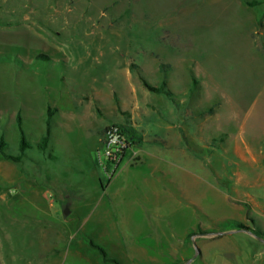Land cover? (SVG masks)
<instances>
[{"label": "rangeland", "instance_id": "obj_1", "mask_svg": "<svg viewBox=\"0 0 264 264\" xmlns=\"http://www.w3.org/2000/svg\"><path fill=\"white\" fill-rule=\"evenodd\" d=\"M161 62L179 108L138 76L160 87ZM120 100L139 109L134 122ZM49 107L58 111L45 153L36 144ZM18 112L33 148L18 165L21 184L0 176V264L40 254L25 222L57 216L117 259L120 244L158 251L203 229L221 236L204 246L226 261L195 264H264L244 234L228 235L232 221L264 231V0H0V138L10 155L20 154ZM113 124L142 141L119 165L99 132ZM230 203L243 210L222 220Z\"/></svg>", "mask_w": 264, "mask_h": 264}, {"label": "crops", "instance_id": "obj_2", "mask_svg": "<svg viewBox=\"0 0 264 264\" xmlns=\"http://www.w3.org/2000/svg\"><path fill=\"white\" fill-rule=\"evenodd\" d=\"M114 95H116V93ZM119 106L124 110H128V109L132 110L133 112L132 120L134 122V119L136 117V111H138L139 109L134 106H131V108H126L121 100L119 102ZM223 106L224 104L223 102H221V105L216 110L214 116H216L219 113V111H221ZM107 127H104L102 130H99V132L101 131L104 135L105 129ZM218 136H224L227 138L228 133H221ZM140 142L142 141L139 140L138 144ZM134 148H136V146ZM126 157L127 154L125 158ZM22 162L15 163L10 160H7L0 153V176L6 179L15 180L16 181L15 184L17 183L21 184L23 177H22V173L19 171L18 165L22 164ZM157 171L158 169L154 170L155 173ZM38 194L44 196L45 193L43 192ZM54 194L60 199L62 203L64 202V204H67L68 197L66 193L57 190V193ZM23 195L25 196L24 199L33 198V195L31 193H23ZM52 197H54V195ZM100 200L103 201L104 198ZM52 209H54V207H52ZM226 209L227 212L221 217V219L225 221L230 219L232 220L233 217L232 213L234 215L236 211L238 210L242 211L243 206L239 204L230 203L227 205ZM72 213L73 212L71 211L70 214ZM57 218H58L57 220H59L60 222L59 221L58 222L56 221L55 223L48 222L46 224L43 222H38V223L31 222V224L25 222L27 223L26 227H24L25 230L28 231L29 235L33 236L31 238L32 240L29 239L28 240L29 243L27 244L30 246L38 245L40 249L39 252L40 254L29 256L25 260L26 264H78V261L80 262V264H166L164 261L166 260L167 256L171 258L172 260L171 264H181V263L186 264L190 261L191 262L189 264H195L196 261L198 260L201 262L211 261L213 263L216 260L217 261L223 260L222 262L226 261V259L223 257H217L215 255L212 257L209 254L208 248L204 246L207 243L209 244L211 241L221 236H216L215 234H208V235L203 234L205 232V230L203 229L201 230L203 231V233L192 234L194 231L188 230L185 236L180 235L178 237H175L172 242L171 248H167L165 246V243L160 241L158 242V251H154L152 247L140 246L136 242V240L133 241L132 243H129L127 247H124L123 245L120 244L121 248L118 249V251L120 252V257L117 259L114 258L113 256H109L105 252L107 254V259H110L109 261H106L103 254L100 253V251L91 249V247L88 245V242L86 241V238L83 237L77 238L76 236H74L73 233H71V230L67 229V226H70L71 221H64L61 219L60 216H57ZM107 219L111 220V218H107ZM112 227L116 230V228L113 225V222H112ZM238 233L244 234V236H246L248 240L253 242V244H255V246L258 247L257 249L259 250V252L260 251L264 252V239H259L255 237V235L243 231H232L228 235L238 234ZM190 235H192L191 238ZM197 241H200L202 245L201 248L197 246ZM195 245L198 247L200 252L196 258H193L194 255L196 254ZM244 262L248 263V260H246L245 258L244 260H241L240 263L243 264Z\"/></svg>", "mask_w": 264, "mask_h": 264}, {"label": "trees", "instance_id": "obj_3", "mask_svg": "<svg viewBox=\"0 0 264 264\" xmlns=\"http://www.w3.org/2000/svg\"><path fill=\"white\" fill-rule=\"evenodd\" d=\"M39 59H47L46 55L44 54H39L37 56ZM130 71L133 72L136 69H140V67L138 65H136L135 63H131L130 64ZM160 71L163 74V79L161 82L160 87H154L152 86L147 79L144 77V75H142L141 73H138V76L142 82V85L144 86V88H146L147 90L156 93V94H166L170 99L173 100V102L176 104V106L179 108L180 104L177 102L176 97L177 95L170 89L169 87V82H168V77L166 75L167 70L171 68L170 64H166L161 62L159 65ZM198 81L193 77L192 79V85L189 89V95L193 96L194 93L197 91L198 89ZM116 96V95H115ZM117 99V98H116ZM118 107H119V102L117 101ZM96 109L98 111V107L96 106ZM58 111V109H52V108H48V119H47V132L46 134L43 136V138L36 144V147L42 151V152H47L49 149V144H50V138L52 135V124H53V117L55 115V113ZM214 112V107H212L211 109L208 110L209 114H213ZM17 124L19 126V130H20V144H19V149H20V154L19 155H9L6 154V149H7V142L5 141V139L3 137L0 138V153L4 156L5 159L10 160L12 162L15 163H21L23 158L25 157V154L27 152V150H30L33 148L32 144L28 142L26 135H25V131L23 128V118L21 116V113L19 112L17 115ZM127 132L131 135V139L133 141L137 140L135 138V134L132 133L130 130H127ZM134 145L138 144V141H134ZM50 159H55V157L53 156V154H49L48 156ZM252 221V220H251ZM253 222V221H252ZM254 224V222H253ZM230 230H234V231H241V230H248V231H252L256 236L264 239V231L261 230L258 227L255 228H250L247 227L246 225H244L241 222H237V221H232L230 222ZM203 234H213V233H209L207 231H205ZM192 235H190L191 238ZM104 258L106 261H109V259H107V254L105 253L104 250H101Z\"/></svg>", "mask_w": 264, "mask_h": 264}, {"label": "built area", "instance_id": "obj_4", "mask_svg": "<svg viewBox=\"0 0 264 264\" xmlns=\"http://www.w3.org/2000/svg\"><path fill=\"white\" fill-rule=\"evenodd\" d=\"M127 130L117 124L110 125L105 129L103 138L105 156L112 164L119 165L136 141L130 140L131 135Z\"/></svg>", "mask_w": 264, "mask_h": 264}, {"label": "water", "instance_id": "obj_5", "mask_svg": "<svg viewBox=\"0 0 264 264\" xmlns=\"http://www.w3.org/2000/svg\"><path fill=\"white\" fill-rule=\"evenodd\" d=\"M64 214H65L66 216H68V215L70 214L69 210L67 209V210L65 211ZM241 231H243V232H247V233H251V234L255 235L252 231H248V230H241ZM255 237H257V238H259V239H262V238H260V237H258V236H256V235H255ZM195 249H196V254L194 255L193 258H196V257L198 256L199 252H200V250L198 249V247H197L196 245H195ZM190 262H191V261H190ZM190 262H188V263H186V264H189Z\"/></svg>", "mask_w": 264, "mask_h": 264}]
</instances>
